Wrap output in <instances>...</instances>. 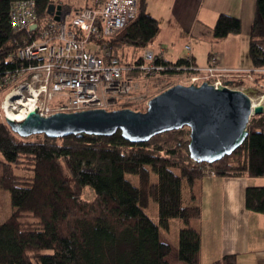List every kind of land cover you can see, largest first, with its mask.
I'll return each mask as SVG.
<instances>
[{
    "label": "trees",
    "instance_id": "1",
    "mask_svg": "<svg viewBox=\"0 0 264 264\" xmlns=\"http://www.w3.org/2000/svg\"><path fill=\"white\" fill-rule=\"evenodd\" d=\"M13 1L0 0V70L16 65L7 56L26 35L12 27ZM36 2L39 19L49 17L47 9L53 0ZM242 28L240 17L221 13L212 36L216 41L241 33ZM159 32V20L147 12V0H139L136 18L108 39L114 54L131 67L127 75L142 78L132 67L144 62V57L127 61L124 46L148 48ZM250 36L248 55L254 68L264 67V0H256ZM160 60L169 68L153 77L183 73L172 66L190 63L186 57ZM192 63L197 65L193 56ZM253 74L255 80V74L264 73ZM248 128L241 146L210 163L191 158L185 138L190 131L184 128L162 132L146 142H132L121 130L110 136L41 133L33 139L20 136L0 120V190L10 192L13 207L0 222V264H171L173 248L162 239L161 229H169L172 219L183 223L179 260L202 264L201 232L191 225L201 217L202 208L197 202L184 203L185 188L191 189L206 175L247 171L264 176V113L253 115ZM129 175L138 176L139 183ZM88 188L95 195L93 200L84 198ZM151 200L158 204V221L146 212ZM246 206L264 213V186L247 188ZM211 264H237V254H225Z\"/></svg>",
    "mask_w": 264,
    "mask_h": 264
},
{
    "label": "built area",
    "instance_id": "2",
    "mask_svg": "<svg viewBox=\"0 0 264 264\" xmlns=\"http://www.w3.org/2000/svg\"><path fill=\"white\" fill-rule=\"evenodd\" d=\"M138 8L139 0H96L94 6L64 12L60 20L53 16L39 19L36 0H14L10 8L12 27L26 35L7 56L16 65L0 70L2 120H22L33 109L45 116L58 111L110 109L117 96L132 93L138 80L125 76L131 67L114 54L108 39L136 18ZM34 24L37 26L32 28ZM93 40L99 43L95 48L90 46ZM143 57L144 62L132 67L142 77H153L169 68L159 61L165 58L163 52L146 49ZM186 58L188 65L172 67L194 71L188 75L189 84L207 81L218 87L233 82V75L247 73L254 78V72L264 73V67L228 68L217 55H212L204 67L193 64L191 55ZM9 111L20 117H11Z\"/></svg>",
    "mask_w": 264,
    "mask_h": 264
},
{
    "label": "water",
    "instance_id": "3",
    "mask_svg": "<svg viewBox=\"0 0 264 264\" xmlns=\"http://www.w3.org/2000/svg\"><path fill=\"white\" fill-rule=\"evenodd\" d=\"M59 8L51 2L47 13L60 20ZM231 83L218 87L207 81L177 83L151 97L145 111L99 107L45 116L33 109L22 120L7 117L6 121L23 137L41 133L50 137L110 136L121 130L132 142H146L154 135L188 126L191 158L213 163L241 146L249 134L252 116L264 113V104L254 100L250 88H231Z\"/></svg>",
    "mask_w": 264,
    "mask_h": 264
},
{
    "label": "crops",
    "instance_id": "4",
    "mask_svg": "<svg viewBox=\"0 0 264 264\" xmlns=\"http://www.w3.org/2000/svg\"><path fill=\"white\" fill-rule=\"evenodd\" d=\"M177 11L191 18L201 14L203 9L219 14L228 12L242 19V32L230 34L214 40L212 30H205L201 24L192 23L188 28L191 39L207 40L211 46L208 61L204 65L198 63L195 49L191 47L184 57L193 56L198 66L208 64L212 55H217L221 62L229 68L254 69L248 55L251 29L255 17L256 0H177ZM208 2V6L207 5ZM73 9L66 8L65 12ZM197 24V25H196ZM198 28L196 34L191 29ZM159 41L155 47L149 48L156 53L163 52L170 61L167 43ZM189 49V48H186ZM210 50V49H209ZM181 57V58H184ZM244 85L250 88L256 101L264 104V74H255V80L243 79ZM249 186H264V176H251L247 171L237 175H206L198 180L190 189L187 186L190 203L201 205L202 214L191 221V225L201 232V263L211 264L225 254L236 253L237 264H264V213L249 210L246 206V191ZM196 197L194 199L192 197ZM180 264H186L180 261Z\"/></svg>",
    "mask_w": 264,
    "mask_h": 264
},
{
    "label": "rangeland",
    "instance_id": "5",
    "mask_svg": "<svg viewBox=\"0 0 264 264\" xmlns=\"http://www.w3.org/2000/svg\"><path fill=\"white\" fill-rule=\"evenodd\" d=\"M53 3L59 6L60 13L63 14L66 8L77 9L86 6H94L96 0H53ZM208 6V2L207 5ZM178 1L177 0H147V12L152 16L156 17L160 23V32L158 37L154 39V41L149 45L148 48H136V47H125L124 46V54L127 61H135L140 56H144L146 49L155 47L159 41H172L167 43L166 47L168 49V56L170 59H180L184 57L188 52H191V48L186 49L187 45L193 47L195 49V53L197 55L198 63L204 65L208 61V54L211 51L212 44L207 40H194L191 39V34H188L187 28L194 22L201 24L202 28L205 30H212L219 15L221 13L228 12H220L219 14L213 13L212 11H208L203 9L201 14H194L191 18H186L184 15L180 14L177 11ZM58 14V13H57ZM60 14V15H61ZM231 14V13H228ZM197 25V24H196ZM199 26L191 29V33L196 34ZM99 45L98 42L93 40L90 42V46L95 48ZM97 49V48H96ZM210 49V50H209ZM189 54V53H188ZM187 54V55H188ZM221 62V60H220ZM209 63V62H208ZM223 64V62H221ZM208 65V64H207ZM224 65V64H223ZM225 66V65H224ZM228 67V66H227ZM229 68V67H228ZM127 72H125V76ZM189 73L188 72H179L177 74L171 75H162L157 77H142L138 79V85L130 93L128 96H117V102L112 103L110 108H118L121 105H126V107H130L133 109H145L147 108L148 101L155 94L160 93L167 87L176 84V83H184L189 84ZM232 83L229 84L231 88L245 89L244 80H254L253 76H249L247 73H244L241 76L233 75L231 76ZM264 90V86H261ZM254 97V96H253ZM108 100H112L108 98ZM256 100V98H254ZM112 102V101H111ZM3 112L0 110V120L3 118ZM14 115V114H13ZM15 116V115H14ZM11 116V117H14ZM20 116V115H19ZM18 117V116H15ZM184 131H190L188 126H184ZM31 138L36 139L40 138V135H32ZM186 139H190V137L186 134ZM2 156L0 155V160ZM187 164H191L189 161ZM3 173V167L0 165V176ZM136 184L139 183L138 176L129 175ZM185 204L190 203V197L188 196L187 188H185ZM95 197L93 191L91 189H85L84 198L88 200H93ZM146 209V212L155 220L158 221V204L157 202L151 200L149 206ZM13 211V207L11 205V195L9 191L0 190V222H3ZM183 226V223L180 219H172L171 225L169 229H161V237L163 240L168 241L172 245V252L170 253L169 260L171 264H180V260L177 256V246H178V236L179 230Z\"/></svg>",
    "mask_w": 264,
    "mask_h": 264
},
{
    "label": "bare ground",
    "instance_id": "6",
    "mask_svg": "<svg viewBox=\"0 0 264 264\" xmlns=\"http://www.w3.org/2000/svg\"><path fill=\"white\" fill-rule=\"evenodd\" d=\"M9 115H10V116H14L13 113H11L10 111H9ZM19 117H20V116H18V118H19ZM13 118H16V117L14 116Z\"/></svg>",
    "mask_w": 264,
    "mask_h": 264
}]
</instances>
